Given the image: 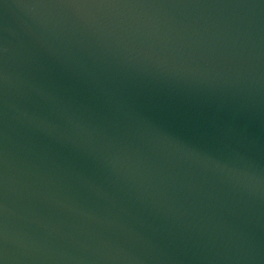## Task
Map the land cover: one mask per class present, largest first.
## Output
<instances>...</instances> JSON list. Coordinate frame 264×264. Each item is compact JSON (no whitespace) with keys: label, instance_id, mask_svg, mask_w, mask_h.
<instances>
[{"label":"water","instance_id":"95a60500","mask_svg":"<svg viewBox=\"0 0 264 264\" xmlns=\"http://www.w3.org/2000/svg\"><path fill=\"white\" fill-rule=\"evenodd\" d=\"M0 264H264V0H0Z\"/></svg>","mask_w":264,"mask_h":264}]
</instances>
